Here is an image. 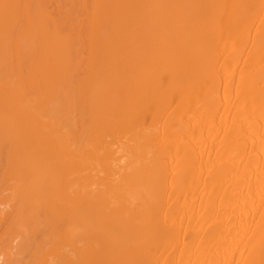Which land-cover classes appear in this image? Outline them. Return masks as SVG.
Wrapping results in <instances>:
<instances>
[{
	"label": "bare ground",
	"instance_id": "1",
	"mask_svg": "<svg viewBox=\"0 0 264 264\" xmlns=\"http://www.w3.org/2000/svg\"><path fill=\"white\" fill-rule=\"evenodd\" d=\"M0 264H264V0H0Z\"/></svg>",
	"mask_w": 264,
	"mask_h": 264
},
{
	"label": "rangeland",
	"instance_id": "2",
	"mask_svg": "<svg viewBox=\"0 0 264 264\" xmlns=\"http://www.w3.org/2000/svg\"><path fill=\"white\" fill-rule=\"evenodd\" d=\"M52 5H54V4H52ZM51 8L53 9L54 7H51V6H50V9H51ZM17 240H18V239H17ZM13 241H14V240H13ZM13 241H12V242H13ZM18 241H19V240H18ZM13 243L15 244V243H17V241H14ZM3 246H4V245H3ZM1 248H2V247H1Z\"/></svg>",
	"mask_w": 264,
	"mask_h": 264
}]
</instances>
